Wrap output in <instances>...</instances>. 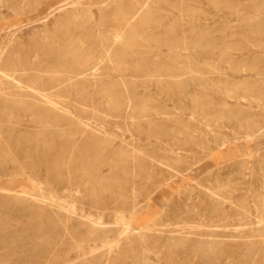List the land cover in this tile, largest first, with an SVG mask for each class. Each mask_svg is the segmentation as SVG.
Masks as SVG:
<instances>
[{
  "label": "rangeland",
  "instance_id": "374dc122",
  "mask_svg": "<svg viewBox=\"0 0 264 264\" xmlns=\"http://www.w3.org/2000/svg\"><path fill=\"white\" fill-rule=\"evenodd\" d=\"M73 1L0 2V44L4 47L0 70H7V65L21 67L41 62L53 70L55 75L65 74L79 62L71 54L64 56L60 50L63 48L64 32L72 34H67L71 45L73 40L79 37L81 41L75 40V43H79L80 50L89 52L91 60L95 59L94 55L101 52V43L107 39L104 34L107 25L103 23V18L108 17L117 5L127 12L128 5L135 0H75L77 3ZM145 1L146 8L150 6L158 16L155 20L160 21L158 24L161 23L157 28L147 27L145 31H152L158 38L153 41L148 38L141 40V37L137 36V42H144L141 47L144 46V50L149 52L125 58L128 62L140 63L142 69H132L123 74L117 71L114 74L108 73L99 69L98 73L89 79L92 83L89 82L86 89L69 87L55 96L58 100V103H55L56 112L50 111L40 117L37 114L36 121L34 117H29L32 107L13 108L15 113L11 110L15 117L11 116L10 121L22 124L32 134H37L41 124L45 125L41 121L47 120V137L64 134L66 141L82 142L84 136H91V140L97 142H88L87 147L83 148L89 150L93 157L95 149L103 148L104 141H107L104 144L107 145L104 152L109 149L110 157L109 164L101 168L102 174L107 178L104 190L94 185L93 188L90 184L89 188L83 189L81 186L80 191H73L68 195L58 191L56 183L38 178L31 185H34L33 188L38 192L52 195L48 202L39 199H25L19 202L16 199L17 193L13 194L14 198L6 200L7 197L1 196V193L0 264H36L38 261L43 264H57L65 258L66 264H264V0H231V3L230 0ZM98 2L103 5L99 6ZM63 4L64 11L60 9ZM120 15L122 16V11ZM66 22L69 25H66ZM77 25L78 28H75ZM67 26L68 29L65 30ZM85 30L89 31V35ZM108 30L107 33L111 35ZM140 30L141 28L137 30L138 33ZM82 38L86 41H82ZM119 39L117 37V42ZM172 39H175L177 44ZM178 39L185 40H179L182 43L178 44ZM197 44L202 50L196 48ZM64 57L66 58L63 59ZM95 78H99L101 82ZM3 81L1 78L0 123L7 121L6 115L10 113V110H3L5 105H15L13 100H8L10 96ZM101 89H104L105 93L102 94ZM111 94L114 99H120L119 103L123 107L121 115L113 109L115 102L111 103ZM242 96H246L245 99ZM17 104L22 105L20 102ZM155 109L159 111L158 114ZM90 112L95 113V116ZM99 114L101 116H98ZM249 133L251 136L247 138ZM223 140H226L224 145ZM117 152L120 155H117ZM93 157L87 161L91 162ZM66 173L69 175L68 171ZM8 183V176L0 174V189L7 187ZM132 189L137 192L132 194ZM215 190L219 195L212 194ZM28 196L27 194L26 197ZM135 198L137 209L125 210L122 219H115L113 208L123 207V202ZM218 201L223 203L219 204ZM103 206L106 208L101 210ZM52 208L64 215L63 221H58V216L53 213ZM91 220H95L94 224L105 231L112 230L108 234L113 235L114 242H109L111 239L107 237L108 243H103L106 241L104 239L95 242L85 240L83 249L76 246L69 231L77 229V232L84 236L88 230L86 223ZM30 222L35 223L32 225ZM174 225L181 230L168 231L173 229ZM48 232L53 234L51 239L46 235ZM208 241L209 244L213 242L211 246L206 244ZM210 247L212 251L208 250Z\"/></svg>",
  "mask_w": 264,
  "mask_h": 264
},
{
  "label": "bare ground",
  "instance_id": "6f19581e",
  "mask_svg": "<svg viewBox=\"0 0 264 264\" xmlns=\"http://www.w3.org/2000/svg\"><path fill=\"white\" fill-rule=\"evenodd\" d=\"M118 1V0H117ZM211 1V0H210ZM216 1V0H215ZM219 1V0H217ZM216 1V2H217ZM229 1V0H226ZM247 1V0H246ZM0 2H4V0H0ZM75 2V0L73 1ZM79 2V1H78ZM83 2V1H81ZM123 2V1H122ZM146 2L145 0H135L134 3H131L129 6V9L127 10V12H125V9L122 10L120 6H116L113 10L110 11V13L108 14V17H104L103 18V23H106V33H104L106 35V41L102 44V48H101V52L98 55H94V57H96L95 59L91 60L90 58V54L89 52H85L84 50H80L79 47V43L76 44L75 42L79 40L78 39L74 41L73 45H71L70 41L68 42V36H72V34H69L68 32H62L61 34L63 35V42H62V46L63 48L60 50L62 51V53L67 55L71 54L76 60L77 65H74L73 67H70L68 69V71L63 74V75H55L54 73H52V71L49 69V67H46L45 65H42L41 62H33L32 65H26V66H21V67H13L11 65H7V70L6 69H2L0 70L2 72V74H0V79L2 78L3 84L6 85L7 87V91L9 93L10 98L8 100H13V106L10 105H5L6 107L3 108V110L5 111V109H7L8 111L10 110V113L7 114V121H3L0 123V174H5L8 176L9 179V183L7 187H4L3 189H0V194L2 193L1 196L7 197L6 200L8 199H12L13 194L17 193V200L19 202H23L25 199L26 200H32V199H39L43 202H46L47 200L51 199V196H47L44 192L41 191H36L33 186L31 184H33L34 180H49L50 182H54L57 184L58 186V191L60 192H64L66 194H71V192H77L80 191L79 188L82 186L83 189L84 187H88V185L92 184V186H97L100 189L105 188V175L102 174V170L101 168L104 165H108L109 164V157H110V153L108 152L109 149H107V152L105 153L104 150L105 148H107V145L105 146L104 144H106V142L104 141L103 143V148L101 147V149H95V157L91 156L89 153V150H86L83 148V146L87 147L88 142H97V140H91V136H84V139L82 140V142H78L77 140L74 141H66L63 138L64 134H59V136H55V137H47V135L45 134L46 132V123H48L49 121L47 120H43L41 121V123H45L41 124L40 126V130H38L37 134H32L29 133V131H27L22 124H18L16 121H10L11 116H13L12 111L14 110L13 108L16 107H22L23 109H26L27 107H32V110L30 112L29 117H36L37 118V114L40 116H45L48 112L50 111H55L56 112V105L55 103H58V100L55 96H57L58 94H60V92L64 91L66 88L68 89L69 87H78L80 89L83 88H87L89 86V82H91L89 79L96 75L98 73L97 70H105L108 73H113L114 72H118L123 74L125 71H131L133 69V71L140 69L141 64H137V63H133V62H128L126 61V57L127 56H137V55H142L144 53H147L149 51H145L144 50V46L141 47V45H144V42H137L136 37H141L140 39H150V40H157L158 35L154 34L152 31L148 32L145 31L147 29V27L149 28H157L156 26H158V22L160 21H156L155 19L158 17L155 12L153 11V9H150L149 7L146 8ZM196 2V1H195ZM225 2V1H224ZM231 3V0L229 1ZM69 3V2H67ZM77 3V2H75ZM97 3V2H96ZM111 3V2H110ZM148 3V2H147ZM214 3V1H213ZM212 3V4H213ZM220 3V2H218ZM251 3V2H250ZM25 4V3H24ZM189 4V3H188ZM217 4V3H214ZM223 4V3H222ZM234 4V3H233ZM241 4V3H239ZM71 5V4H70ZM72 5H74L72 3ZM98 5L102 6L103 4L101 2H98ZM153 5V4H152ZM192 5V4H191ZM79 6V4H78ZM148 6V5H147ZM210 6V5H209ZM221 4L219 5L220 8ZM223 6V5H222ZM226 6V5H225ZM235 6V5H234ZM64 7V4L60 7V9L62 10ZM114 7V6H113ZM118 7V9H116ZM125 7V6H124ZM127 7V6H126ZM233 7V6H232ZM146 8V9H145ZM177 8V7H176ZM217 7V9H219ZM231 8V7H230ZM227 8V9H230ZM244 8V7H243ZM247 8V7H246ZM264 8V7H263ZM76 9V8H75ZM103 8H101L102 10ZM221 9V8H220ZM224 9V8H223ZM226 9V8H225ZM224 9V10H225ZM232 9V8H231ZM238 9V8H235ZM178 10V9H177ZM201 10H203V8H201ZM64 11V9H63ZM122 11V16L120 15V12ZM73 12V11H72ZM208 12V11H207ZM231 12V11H230ZM76 14V12H74ZM73 13V14H74ZM107 13V12H106ZM104 13V15L106 14ZM180 13V12H179ZM223 13V12H222ZM236 13V12H234ZM71 13V15H73ZM240 15V14H239ZM238 15V16H239ZM181 16V15H180ZM73 17V16H72ZM80 17V16H79ZM169 17V16H168ZM203 17V16H202ZM215 17V16H214ZM69 18V17H68ZM105 18H107V20L105 21ZM190 18V17H189ZM60 19V18H59ZM71 19V18H70ZM75 19V16H74ZM87 19V18H85ZM173 19V18H172ZM161 20V18H160ZM165 20V19H164ZM163 20V21H164ZM213 20V19H212ZM256 20V19H255ZM61 21V19L59 20V22ZM65 21V20H64ZM67 21V20H66ZM71 20H69L70 22ZM207 21V20H206ZM72 22V21H71ZM86 22V21H85ZM97 22V21H96ZM255 22V21H254ZM88 23V22H87ZM99 23V22H97ZM101 23V21H100ZM99 23V24H100ZM164 23V22H162ZM256 23V22H255ZM62 24V23H61ZM73 24V23H72ZM78 24V23H77ZM91 24V23H89ZM66 25H69L66 22ZM85 25V24H83ZM82 25V27H84ZM88 25V24H87ZM97 25V24H96ZM104 25V24H102ZM104 25V26H105ZM62 26V25H61ZM64 26V25H63ZM62 26V27H63ZM80 26V25H79ZM90 26V25H89ZM94 26V25H93ZM101 26V25H100ZM161 26V25H160ZM173 26V25H172ZM192 26V25H190ZM86 27V26H85ZM181 27V26H180ZM71 28V27H70ZM73 28V26H72ZM71 28V29H72ZM78 28V25L77 27ZM80 28V27H79ZM91 28V27H90ZM101 28V27H99ZM110 28V29H109ZM141 28L140 33H138V29ZM174 28V27H173ZM188 28V27H187ZM252 31H254V27L252 26ZM54 29V28H53ZM68 29V26L65 28V30ZM70 29V30H71ZM94 29V28H93ZM96 29L98 30V28L96 27ZM95 29V30H96ZM104 29V28H103ZM104 29V30H105ZM111 31V35H109L107 33V30ZM175 29V28H174ZM197 29V28H196ZM205 29V28H204ZM234 29V28H233ZM245 29V28H244ZM55 30V29H54ZM60 30V29H59ZM69 30V31H70ZM77 30V29H76ZM79 30V29H78ZM83 30V29H81ZM87 30V29H86ZM85 30V31H86ZM96 30V31H97ZM101 30V29H99ZM108 30V31H109ZM183 30V28H182ZM247 30V29H246ZM68 31V30H67ZM75 31V30H74ZM93 31V30H92ZM169 31V30H168ZM191 31V30H189ZM218 31V30H217ZM232 31V30H231ZM15 32V31H14ZM13 32V33H14ZM79 32V31H78ZM81 32V31H80ZM83 32V31H82ZM101 32V31H100ZM163 32V31H162ZM236 32V31H235ZM12 33V32H11ZM72 33V32H71ZM77 33V32H75ZM86 33H88L87 35H89V31ZM85 33V34H86ZM95 33V31H94ZM103 33V32H102ZM165 35V32H163ZM162 33V34H163ZM200 33V32H199ZM238 33V32H237ZM54 34V33H53ZM93 34V33H92ZM13 35V34H10ZM55 35V34H54ZM96 35V34H95ZM200 35V34H199ZM205 35V34H204ZM43 36V35H42ZM80 36V35H79ZM101 36V35H100ZM157 36V37H156ZM160 36V35H159ZM174 36V35H173ZM177 36V35H176ZM196 36V35H195ZM52 37V35H51ZM56 36H54L55 38ZM76 37V35H75ZM82 37V36H81ZM117 37L120 38L119 41L117 42ZM180 37V36H179ZM12 38V37H11ZM53 38V37H52ZM57 38V37H56ZM65 38V39H64ZM70 38V37H69ZM72 38V37H71ZM70 38V39H71ZM74 38V37H73ZM87 39V37H85ZM90 39V37H88ZM92 38V37H91ZM95 38V37H94ZM94 38H93V42H94ZM97 38V37H96ZM155 38V39H153ZM163 38V37H162ZM172 38V37H171ZM182 38V37H180ZM187 38V37H185ZM195 38V37H194ZM62 39V38H61ZM60 39V40H61ZM69 39V40H70ZM200 39V38H199ZM11 40V39H10ZM165 40V39H164ZM173 40V39H172ZM175 40V39H174ZM173 40V41H174ZM178 39V44L180 43ZM185 40V39H182ZM181 40V41H182ZM189 40V39H188ZM198 40V39H196ZM201 40V39H200ZM255 40V39H254ZM6 41V40H4ZM53 41V39H52ZM58 41V40H57ZM67 41V43H66ZM81 41V39L79 40ZM82 41L83 38H82ZM86 41V40H85ZM84 41V42H85ZM100 41V40H99ZM98 41V43H99ZM170 41V40H169ZM191 41V40H190ZM194 41V40H193ZM209 41V40H207ZM206 41V42H207ZM231 41V40H230ZM257 41V40H256ZM9 42V41H8ZM7 42V43H8ZM83 42V43H84ZM156 42V41H155ZM163 42V41H162ZM184 42V41H183ZM187 42V41H186ZM195 42V41H194ZM193 42V43H194ZM6 43V44H7ZM59 43V41H58ZM89 43V42H88ZM151 43V42H150ZM153 43V42H152ZM160 43V42H159ZM167 43V42H166ZM165 43V44H166ZM176 43V40H175ZM182 43V42H181ZM180 43V44H181ZM189 43V42H187ZM192 43V44H193ZM197 43V42H196ZM195 43V44H196ZM209 45L210 42H208ZM213 43V42H211ZM55 44V43H54ZM60 44V43H59ZM58 44V45H59ZM154 44V43H153ZM177 44V43H176ZM184 44V43H183ZM199 44V43H198ZM197 44L196 48L199 47V45ZM57 45V47H58ZM83 45V44H82ZM87 46H89L88 44H86ZM96 45V44H95ZM98 45V44H97ZM168 45V44H166ZM165 45V46H166ZM185 45V44H184ZM222 45V44H221ZM9 46V45H8ZM43 46H45L43 44ZM169 46V45H168ZM212 46V45H211ZM6 47V46H5ZM97 47V46H96ZM137 47H139L137 49ZM141 47V48H140ZM209 48V46H207ZM122 48V49H121ZM173 48V47H172ZM175 48V47H174ZM177 48V47H176ZM175 48V49H176ZM187 48V47H186ZM201 49V47H199ZM206 48V49H208ZM234 48V47H231ZM42 49V48H41ZM49 49V48H48ZM84 49V47H83ZM171 49V48H169ZM258 49V48H257ZM94 50L96 51V48L94 47ZM174 50V49H173ZM173 50H169V51H173ZM202 50V49H201ZM205 50V49H204ZM210 50V48H209ZM52 51V50H51ZM57 51V50H56ZM88 51V50H87ZM92 51V50H91ZM90 51V53H91ZM93 51L95 54L96 52ZM98 51H100L98 49ZM153 51V50H151ZM150 51V52H151ZM225 52H227V50H224ZM264 51V50H263ZM4 52V47L3 44H0V58L2 57V54ZM41 52V51H40ZM43 52V51H42ZM175 52V51H173ZM177 52V51H176ZM216 52V51H215ZM231 52V51H229ZM256 52V51H254ZM15 53V52H14ZM18 53V52H17ZM24 53V52H23ZM39 53V51H38ZM58 53V52H57ZM180 53V52H179ZM201 53V52H200ZM203 53V52H202ZM208 53V50L207 52ZM205 53V55H206ZM209 53L211 54V52L209 51ZM252 53V52H251ZM16 54V53H15ZM25 54V53H24ZM46 55V53H44ZM43 54V55H44ZM168 54V53H167ZM171 54V53H170ZM169 54V55H170ZM186 54V53H185ZM28 56V54H26ZM16 56V55H15ZM41 56V55H40ZM58 56V55H57ZM144 56V55H143ZM17 57V56H16ZM26 57V56H25ZM29 57V56H28ZM45 57V56H44ZM60 57V56H59ZM58 57V58H59ZM63 57V56H62ZM71 57V56H70ZM141 57V56H140ZM219 57V56H218ZM27 58V57H26ZM66 57H64L63 59H65ZM90 58V59H89ZM128 58V57H127ZM28 59V58H27ZM60 59V58H59ZM131 59V58H130ZM138 59V58H137ZM140 59V58H139ZM57 60V59H56ZM75 60V61H76ZM50 61V60H49ZM132 61V60H131ZM15 62V61H14ZM64 62V61H63ZM21 63V62H20ZM30 63V62H29ZM105 64L102 65L101 64ZM112 63V64H111ZM34 64V65H33ZM69 64V63H68ZM165 64V63H164ZM50 65V64H49ZM65 65V64H64ZM67 65V62H66ZM70 66V64H69ZM263 66V65H262ZM146 67V66H145ZM156 67V66H155ZM187 67V66H185ZM204 67V66H203ZM3 68V66H2ZM66 69V67H65ZM64 69V71H66ZM142 69V68H141ZM63 70V69H62ZM61 70V72H62ZM174 70V69H173ZM60 71V70H59ZM63 71V72H64ZM139 71V70H138ZM196 72V71H195ZM151 74V72H150ZM181 74V73H180ZM109 76V75H108ZM105 76H102V78ZM189 77V76H188ZM101 78V77H100ZM130 78V77H129ZM186 78V77H185ZM99 79V78H95ZM112 79V78H110ZM119 79V78H118ZM166 79V78H165ZM168 79V78H167ZM170 79V78H169ZM108 80V79H107ZM173 80V79H172ZM100 81V79H99ZM97 81V83L99 82ZM133 81V80H132ZM162 81V80H161ZM101 82V81H100ZM110 82V81H109ZM92 83V82H91ZM116 83V82H115ZM124 83V82H123ZM153 83V82H152ZM100 84V83H99ZM3 85V86H4ZM106 85V83H105ZM114 86V85H113ZM112 86V87H113ZM138 86V85H137ZM136 86V87H137ZM164 86V85H163ZM98 87V86H96ZM95 87V88H96ZM153 87V86H152ZM5 88V87H4ZM102 88V87H100ZM99 88V89H100ZM115 88V87H114ZM230 88V87H228ZM66 89V90H67ZM77 89V88H76ZM118 89V88H117ZM129 89V88H128ZM223 89V88H222ZM75 90V89H74ZM78 90V89H77ZM110 90V89H109ZM116 90V89H115ZM224 90V89H223ZM227 90V89H226ZM134 91V90H133ZM236 91V90H235ZM78 92V91H77ZM229 91H227L228 93ZM259 92V91H258ZM101 93H105L104 89H101ZM226 93V94H227ZM231 93V92H230ZM75 94V93H73ZM77 94V93H76ZM99 94H100V90H99ZM130 94V93H129ZM79 95V94H78ZM82 95V94H81ZM97 95V94H96ZM112 95V94H111ZM110 95V96H111ZM204 95V94H203ZM71 96V95H70ZM100 96V95H99ZM105 96V95H104ZM153 96V95H152ZM255 96V95H254ZM77 97V96H76ZM80 97V95H79ZM101 97V96H100ZM103 97V96H102ZM106 97V96H105ZM113 98V95L111 96ZM146 97V96H145ZM246 96H242V98L245 99ZM73 98V97H72ZM71 98V99H72ZM78 98V97H77ZM98 98V97H97ZM104 98V97H103ZM107 98V97H106ZM131 98V97H129ZM137 98V97H136ZM70 99V98H69ZM80 99V98H79ZM100 99V98H98ZM97 99V100H98ZM238 99V98H237ZM259 99V98H258ZM92 100V98H91ZM118 98L115 97V99L113 98V101L115 102V106L113 107L114 110H117L118 113L121 115L122 112V106L121 103H119ZM125 100V99H124ZM253 100V99H252ZM59 101H61L59 99ZM95 101V100H94ZM99 101V100H98ZM102 101V100H101ZM106 101V100H105ZM240 101V99H239ZM17 102L22 103L21 106H17ZM66 102V101H64ZM96 102V101H95ZM100 102V101H99ZM104 102V100H103ZM12 103V102H11ZM68 103V102H67ZM91 103V102H90ZM107 103V102H106ZM110 103V101H109ZM249 103V102H248ZM17 104V105H16ZM63 104V103H62ZM101 104V102H100ZM114 104V103H113ZM112 104V105H113ZM12 105V104H11ZM79 105V104H78ZM150 105V104H149ZM58 106V105H57ZM74 106V105H73ZM96 106V105H95ZM110 106V105H109ZM70 107V106H68ZM77 107V106H76ZM82 107V106H81ZM89 107V105H88ZM189 107V106H188ZM64 108V107H63ZM74 108V107H73ZM91 108V107H90ZM100 108H102V106H100ZM164 108V107H163ZM65 109V108H64ZM84 109V108H83ZM82 109V110H83ZM192 109V108H191ZM194 109V108H193ZM262 109V108H261ZM6 110V112H8ZM12 110V111H11ZM68 110V109H67ZM93 110V109H91ZM95 110V109H94ZM93 110V111H94ZM102 110V109H101ZM104 110V109H103ZM142 111L145 110L141 109ZM196 110V109H195ZM97 111V110H95ZM94 111V112H95ZM15 113V111H13ZM59 113V111H57ZM77 112V111H76ZM85 112V111H84ZM128 112V111H127ZM155 112L158 114L159 111L155 109ZM193 112V111H192ZM68 113V112H67ZM100 113V112H99ZM102 113V112H101ZM100 113V114H101ZM105 113V112H104ZM66 115V113H63ZM70 114V111H69ZM90 114H92L90 112ZM95 113H93L92 115H94ZM98 116H101V115ZM107 114V113H106ZM105 114V115H106ZM152 114V113H151ZM242 114V113H241ZM28 115V114H27ZM128 115V114H127ZM24 116V115H23ZM62 117V115H60ZM75 116V115H74ZM95 116V115H94ZM107 117V115H106ZM131 117V116H130ZM222 117V116H221ZM26 118V117H24ZM36 118L34 119L36 121ZM55 118V117H54ZM53 118V119H54ZM72 118V117H71ZM70 118V120H71ZM98 118V117H97ZM132 118V117H131ZM134 118V117H133ZM223 118V117H222ZM15 119V118H13ZM31 119V118H30ZM46 119V118H44ZM57 119V118H56ZM60 119V118H59ZM107 119V118H106ZM141 119V118H140ZM22 120V119H21ZM20 120V121H21ZM38 120V119H37ZM55 120V119H54ZM53 120V122H54ZM122 120V119H121ZM232 120V119H231ZM72 121V120H71ZM76 121V120H75ZM123 121V120H122ZM28 122V121H27ZM34 122V121H33ZM52 122V121H51ZM25 123V122H23ZM105 123V122H104ZM122 123V122H121ZM216 123H219L216 121ZM32 124V122H31ZM36 124V123H35ZM53 124V123H52ZM237 124V123H236ZM40 125V124H39ZM48 125V124H47ZM59 125V124H58ZM79 125V124H78ZM82 125V123H81ZM221 125V124H219ZM84 125H82L83 127ZM61 127V126H60ZM130 127V126H129ZM237 127V126H236ZM135 128V127H134ZM264 128V127H263ZM86 129V128H85ZM101 129V128H100ZM51 130V129H50ZM87 130V129H86ZM237 130V129H236ZM44 131V132H41ZM79 132V129L77 130ZM83 131V129H82ZM85 131V130H84ZM83 131V132H84ZM91 131V130H90ZM89 131V132H90ZM124 131V130H123ZM238 131V130H237ZM248 131V130H247ZM50 132V131H49ZM77 133V132H76ZM81 133V132H80ZM236 133V132H235ZM84 134V133H83ZM88 134V132H87ZM216 134V133H215ZM244 133H242V136ZM251 133L247 134L246 137L249 138L251 135ZM51 135V134H49ZM85 135V134H84ZM261 135V134H260ZM94 136V134H93ZM73 137V136H72ZM111 137V136H110ZM116 137V136H115ZM154 137V136H153ZM194 137V136H193ZM215 137V136H214ZM226 137V136H225ZM238 137V136H236ZM241 137V136H240ZM159 138V137H158ZM227 138V137H226ZM225 138V139H226ZM245 138V137H244ZM230 139V138H227ZM236 139V138H235ZM107 140V139H104ZM228 141V140H227ZM226 143V140L222 141V145H224ZM92 144V143H91ZM94 144V143H93ZM98 144V143H96ZM123 144V142H122ZM140 144V143H139ZM152 144V143H151ZM164 144V143H163ZM228 144V143H227ZM102 145V143H101ZM110 145H112L110 143ZM109 145V146H110ZM80 146H82V148L80 149ZM108 146V147H109ZM180 146V145H179ZM111 147V146H110ZM125 147V146H124ZM170 147V146H169ZM97 148V146H96ZM122 148V147H121ZM182 148V147H181ZM119 150V148H118ZM122 151V149L120 150ZM160 152V151H159ZM118 153V152H117ZM164 153V152H163ZM212 153V152H211ZM122 154V153H121ZM124 154V153H123ZM122 154V155H123ZM93 155V154H92ZM117 155H120L119 153ZM170 156V155H169ZM91 157H93V160L91 162H88L87 160H89ZM100 157V158H99ZM156 157V156H155ZM159 157V156H158ZM156 160H158L156 158ZM153 162H155L154 160H152ZM161 163H163L162 160H159ZM172 162V161H171ZM179 162V161H178ZM125 163V162H124ZM128 163V162H127ZM165 163V162H164ZM169 163V162H168ZM167 163V165H168ZM177 163V162H176ZM166 164V163H165ZM113 165V164H112ZM155 165V164H154ZM159 166H161L160 164H158ZM117 166V165H116ZM113 166V167H116ZM169 166V165H168ZM172 167V166H171ZM188 167V166H187ZM121 168V167H120ZM159 168V167H158ZM173 168V167H172ZM110 169V168H109ZM171 169V168H170ZM174 169V168H173ZM172 169V170H173ZM66 171H68L69 175H66ZM109 171V170H108ZM157 172V171H156ZM110 173V172H109ZM155 173V172H154ZM162 174V173H161ZM158 176V175H157ZM108 177V176H107ZM134 178V177H133ZM107 179V178H106ZM109 179V178H108ZM262 180V179H261ZM126 181V180H125ZM144 182V181H143ZM31 185V186H30ZM37 185V184H36ZM93 186V188H94ZM96 187V188H97ZM115 187V186H114ZM118 187V185L116 186ZM206 187V186H205ZM89 188V187H88ZM124 188V187H123ZM16 189V191H15ZM92 189V188H91ZM138 189V188H137ZM218 189V188H217ZM226 189V188H225ZM232 189V188H231ZM104 190V189H103ZM204 190V189H203ZM220 192V189H218ZM224 192V188L222 189ZM12 191H15L12 193ZM88 191V190H87ZM93 191V190H92ZM98 191V190H97ZM102 191V190H100ZM108 191V190H107ZM236 191V190H235ZM85 192V191H84ZM90 192V191H89ZM99 192V191H98ZM132 194H135V189H132ZM226 192V191H225ZM95 193V192H94ZM211 193V192H210ZM221 193V192H220ZM27 194L29 195L28 197ZM83 194V193H82ZM90 194V193H89ZM100 194V193H98ZM104 194V193H103ZM212 194L214 195H219L218 191H212ZM226 194V193H225ZM230 194V193H229ZM92 195V193H91ZM94 195V194H93ZM214 195V196H215ZM101 196V194H100ZM105 196V195H104ZM232 196V195H231ZM73 197V196H72ZM212 197V195H211ZM226 197V196H225ZM102 198V197H101ZM109 198V197H108ZM219 198V197H217ZM216 198V199H217ZM87 199V197L85 198V200ZM104 199V198H103ZM102 199V201H103ZM113 199V198H112ZM220 199V198H219ZM227 199V197H226ZM225 199V200H226ZM16 200V201H17ZM105 200V199H104ZM221 200V199H220ZM224 200V202H226ZM264 200V199H263ZM101 201V202H102ZM172 201V200H170ZM213 201V199H212ZM230 201V200H229ZM232 201V200H231ZM48 202V201H47ZM87 202V201H86ZM90 202V201H89ZM100 202V203H101ZM105 202V201H103ZM117 202V201H116ZM215 202V201H214ZM219 204H222L223 202L218 201ZM242 202V201H241ZM39 203V202H38ZM51 203V202H50ZM49 203V204H50ZM120 203V202H119ZM243 203V202H242ZM264 203V201H263ZM18 204V203H17ZM41 204V203H40ZM46 204V203H45ZM72 204V203H71ZM90 204V203H89ZM105 204V203H104ZM122 204V203H120ZM139 204V203H138ZM218 204V206H219ZM245 204V203H244ZM258 203H256L257 205ZM260 204V203H259ZM19 205V204H18ZM53 205V204H52ZM51 205V206H52ZM88 205V203H87ZM46 206V205H45ZM72 206V205H71ZM108 206V205H107ZM123 207H112L113 208V214L115 219H119V217L122 219L124 216L123 214H125L126 212H124L125 210H129L132 211L134 209H137L135 207L136 206V198L130 201H125L123 202ZM139 206V205H138ZM217 206V205H215ZM50 207V206H49ZM53 207V206H52ZM111 207V205H110ZM221 207V205H220ZM224 207V206H222ZM70 208V206H69ZM106 206L101 207L100 209L103 210L105 209ZM108 209V208H107ZM210 209V208H209ZM217 209V208H216ZM38 210V209H37ZM45 210V209H42ZM72 210V209H71ZM218 210V209H217ZM36 211V209H35ZM53 213L57 214L58 216V221H63V219L65 218L64 215L57 210H53ZM216 211V210H215ZM261 211V209H260ZM33 212V211H32ZM46 212V211H45ZM203 212V211H202ZM257 212V211H256ZM262 212V211H261ZM47 213V212H46ZM45 213V214H46ZM133 213V212H132ZM171 213V212H170ZM2 214V212H1ZM32 214V213H31ZM34 214V213H33ZM43 214V213H42ZM41 214V215H42ZM235 214V213H234ZM241 214V213H240ZM246 214V213H245ZM263 214V213H262ZM11 215V214H10ZM85 215V214H84ZM134 215V214H133ZM202 215V214H201ZM204 215V214H203ZM238 215V214H237ZM46 216V215H45ZM128 216V215H125ZM215 216V215H214ZM247 216V215H246ZM261 216V215H260ZM41 217V216H40ZM50 217V216H49ZM54 217V215H53ZM76 217V215H75ZM134 217V216H133ZM138 217V216H137ZM263 217V216H262ZM44 218V216H43ZM74 218V217H73ZM86 218V217H85ZM210 218V217H209ZM212 218V217H211ZM214 218V217H213ZM223 218V217H222ZM228 218V217H227ZM36 219V218H35ZM41 219V218H40ZM49 218H47L48 220ZM83 219V218H82ZM100 219V218H99ZM126 219V218H125ZM139 219V218H138ZM243 219V218H242ZM45 220V219H44ZM86 220V219H85ZM97 220V219H95ZM94 220V221H95ZM233 220V219H232ZM240 220V219H239ZM258 220V219H257ZM256 220V221H257ZM261 220H263L261 218ZM40 221V220H39ZM43 222V219L41 220ZM52 221V220H51ZM70 221V219H69ZM93 220H91L90 223H86V225L88 226V230H87V234L86 235H80L76 230H70L69 233L71 234L72 238L75 240L76 242V246L78 245L81 246V248L83 249L84 247H82V244H84L83 241L85 240H93L94 242L97 240H106L107 237H110L111 240H109V242L113 241V235L111 234V236L108 234L109 231L111 232L112 230L109 231H105L104 229L99 228L98 226H96ZM117 221V220H116ZM202 221V220H201ZM228 221V220H227ZM226 221V222H227ZM241 221V220H240ZM32 222V221H31ZM30 222V223H31ZM71 222V221H70ZM69 222V223H70ZM206 222V221H205ZM229 222V221H228ZM263 222V221H262ZM35 223V222H34ZM33 223V224H34ZM83 223V222H82ZM133 223V222H132ZM162 223V221H161ZM173 223V222H172ZM175 223V222H174ZM187 223V222H186ZM24 224V222H23ZM32 224V223H31ZM32 224V225H33ZM101 224V223H100ZM122 225H124L123 223H121ZM120 224V225H121ZM149 224V223H148ZM147 224V225H148ZM169 224V223H168ZM179 224V223H178ZM201 224V222H200ZM211 224V223H210ZM224 224V223H223ZM231 224V223H230ZM45 225V223H44ZM136 224H134L135 226ZM146 225V226H147ZM203 225V224H202ZM206 225V224H205ZM221 225V224H220ZM232 225V224H231ZM260 225V224H259ZM42 226V225H41ZM46 226V225H45ZM68 226V225H66ZM73 226V225H72ZM105 226V225H104ZM112 226V225H111ZM118 226V225H117ZM154 226V225H153ZM158 226V225H156ZM183 226V225H182ZM61 227V226H60ZM102 227V226H101ZM186 227V226H185ZM190 227V226H189ZM259 227V226H258ZM43 228V227H42ZM57 228V227H56ZM59 228V226H58ZM71 228V227H69ZM82 229L84 228L83 226L81 227ZM122 228V227H121ZM131 228V227H130ZM160 228V227H159ZM172 228V227H171ZM187 228V227H186ZM239 228V227H238ZM35 229V228H34ZM146 229V227H145ZM164 229V228H163ZM184 229V228H183ZM192 229V228H191ZM206 228H204L205 230ZM220 229V228H219ZM218 229V230H219ZM263 229V228H262ZM160 230V229H159ZM158 230V231H159ZM179 231L181 229H179V227H177V225H174L173 229H169L168 231ZM194 230V228L192 229ZM200 230V229H199ZM211 230V229H210ZM213 230V228H212ZM215 230V229H214ZM247 230V229H246ZM130 231V229H129ZM177 231V232H178ZM34 232V231H33ZM154 232V231H153ZM192 232V231H191ZM82 233V232H81ZM141 233V232H140ZM166 233V232H165ZM168 233V232H167ZM43 234V233H42ZM173 234V233H172ZM177 234V233H176ZM50 239L52 238V232H48L46 234ZM56 235V234H55ZM67 235V234H66ZM129 235V234H128ZM151 235V234H148ZM156 235V233H155ZM162 235V234H161ZM174 235V234H173ZM211 235V234H210ZM209 235V236H210ZM257 235V234H256ZM158 236V235H157ZM164 236V235H163ZM172 236V235H171ZM59 237V234H58ZM119 237V236H118ZM149 237V236H148ZM176 237V236H175ZM29 238V236H28ZM32 238V237H30ZM42 238V237H41ZM40 238V239H41ZM47 238V237H46ZM126 238V237H125ZM177 238L179 239V237L177 236ZM44 239V238H43ZM139 239V238H138ZM159 239V238H157ZM183 239V238H182ZM127 240V239H126ZM175 240V239H174ZM174 240L172 242H174ZM211 239H209L210 241ZM53 241V240H52ZM148 241V240H147ZM206 243L207 245L209 244ZM114 242V241H113ZM124 242V241H123ZM128 244V241H126ZM157 242V241H156ZM171 242V243H172ZM182 242V241H181ZM33 243V242H32ZM103 243H108V240H106ZM147 243V242H146ZM177 243V242H175ZM200 243V242H199ZM197 243V244H199ZM202 243V242H201ZM213 243V242H212ZM210 243V244H212ZM220 243V241H219ZM31 244V243H29ZM41 244V243H40ZM44 244V243H43ZM47 244V243H45ZM157 244V243H156ZM179 244V243H177ZM209 244V246H211ZM224 244V243H223ZM71 245V244H70ZM74 245V244H73ZM87 245V244H86ZM111 245V244H110ZM142 245V242H141ZM175 244H173L174 246ZM219 245V244H217ZM36 246V245H35ZM54 245H52L53 247ZM208 246V247H209ZM91 247V246H89ZM112 247V246H110ZM125 247V246H124ZM196 247V246H195ZM202 247V245H201ZM206 247V245L204 246V248ZM8 248V247H7ZM54 248V247H53ZM127 248V247H126ZM169 248V247H168ZM194 248V247H193ZM81 249V250H82ZM107 249V248H106ZM112 249V248H111ZM116 249V248H115ZM86 250V249H85ZM127 250V249H126ZM211 250V247L210 249ZM90 251V250H89ZM212 251V250H211ZM79 252V251H78ZM112 252V251H111ZM129 252V251H128ZM214 252V251H213ZM86 253V251H85ZM127 253V252H126ZM143 253V252H142ZM205 253V252H204ZM159 254V253H156ZM208 254V253H207ZM212 255V254H211ZM158 256V255H156ZM250 256V255H249ZM2 255L0 254V261L2 260ZM65 258V257H64ZM92 258V257H91ZM96 258V257H95ZM118 258V257H117ZM144 258V257H143ZM142 258V259H143ZM207 258V257H206ZM67 258H65L64 260H66ZM62 260V262L57 263V264H66V262ZM68 261V260H67ZM104 261V260H103ZM144 262V261H143ZM69 263V262H68ZM75 263V262H74ZM36 264H43L41 261H38ZM45 264H50V263H45Z\"/></svg>",
  "mask_w": 264,
  "mask_h": 264
}]
</instances>
